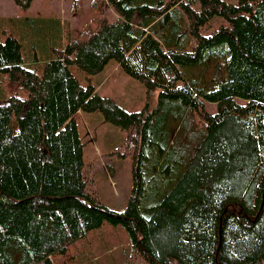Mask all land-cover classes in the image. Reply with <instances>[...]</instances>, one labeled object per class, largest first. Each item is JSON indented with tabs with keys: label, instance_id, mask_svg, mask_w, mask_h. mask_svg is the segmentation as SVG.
I'll return each mask as SVG.
<instances>
[{
	"label": "trees",
	"instance_id": "trees-1",
	"mask_svg": "<svg viewBox=\"0 0 264 264\" xmlns=\"http://www.w3.org/2000/svg\"><path fill=\"white\" fill-rule=\"evenodd\" d=\"M86 9L80 32L55 25L53 45L33 20L17 30L29 47L15 33L0 40V225L25 218L30 233L0 236V264H55L105 224L123 227L149 264H264V0H91ZM71 10L86 18L80 0ZM213 16L226 23L202 35ZM111 60L144 86L143 110L126 111L70 71L95 75ZM77 112H100L124 132L122 210L87 191Z\"/></svg>",
	"mask_w": 264,
	"mask_h": 264
},
{
	"label": "rangeland",
	"instance_id": "rangeland-1",
	"mask_svg": "<svg viewBox=\"0 0 264 264\" xmlns=\"http://www.w3.org/2000/svg\"><path fill=\"white\" fill-rule=\"evenodd\" d=\"M14 1L17 2V6ZM14 1L10 0L11 6H7V3L0 1V16L12 14L8 17V20L0 19V40H3L6 35L15 33L18 38H21L24 45L29 47L31 42L25 38L22 31H20L21 35L18 32V28L20 30L24 29L25 25L23 23L25 20L34 21L35 36L40 37V33L47 30V34L44 36L48 41L47 46L49 44L53 45L52 39H56L53 34L55 25L60 24L63 32H80L85 19L88 17L86 8L91 0H80L84 9L83 15L86 17L83 19L72 12L73 0ZM223 1L229 4H237V0ZM18 12L20 13L19 16H17ZM16 13L18 14L16 15ZM106 13L111 19L116 16L110 7L106 8ZM224 23L226 21L223 18L213 16L201 28L200 32L202 35H208ZM32 38L34 43L35 38ZM35 40L39 42L40 46V40ZM36 52L38 60L41 62L45 57V53L39 52V50L34 51V53ZM183 69L186 74L192 71L195 74L199 73L197 69ZM70 71L80 85L85 87L87 84H91L99 95L111 98L128 112H139L145 108L148 102V94L142 83L126 75L113 60L109 61L104 69L95 75L88 76L75 66H71ZM211 75L210 72L209 75H205V78H210ZM156 99L157 92L151 94L149 109L154 107ZM205 107L210 113L216 111L214 104L205 103ZM75 120L84 143V174L88 181L87 191L92 194L97 190L99 197H101V203L107 208L112 210L123 209L127 204L131 189L130 161L128 158L119 157L118 155L124 144L125 135L123 130L107 122L100 112H77ZM113 160H117L115 168H112V164L109 165V162H113ZM109 170H112V172ZM101 171H107V174L113 176V178L105 179ZM2 224H4L5 230L2 229L4 226L0 225V236L4 232H18L30 238L25 218ZM51 253L52 251L48 252L47 256H50ZM54 262L55 264H149L134 252L125 229L121 226L109 224L90 231L84 239L71 246L65 255L57 256Z\"/></svg>",
	"mask_w": 264,
	"mask_h": 264
},
{
	"label": "crops",
	"instance_id": "crops-1",
	"mask_svg": "<svg viewBox=\"0 0 264 264\" xmlns=\"http://www.w3.org/2000/svg\"><path fill=\"white\" fill-rule=\"evenodd\" d=\"M0 1H2V2H4V3H7V6H11V2H10V0H0ZM12 1H14V0H12ZM9 4V5H8ZM14 4L17 6V2L16 1H14ZM19 13V12H18ZM18 13H16V15L18 14ZM12 14H7V15H5V16H0V19H4V20H8L9 18L8 17H10ZM20 15V13L17 15V16H19ZM13 18V17H12ZM11 18V19H12ZM64 22V21H63ZM24 23H26V20L24 21ZM23 23V24H24ZM94 163H96V162H94ZM117 163V160H113V162H109V165L110 164H112V168H115V164ZM92 165H94L93 163H92ZM110 172H112V170H109ZM102 172V174L104 175V177H105V179H112L113 178V176H110L109 174H107V171L106 172H104V171H101ZM114 172V171H113ZM108 177V178H107ZM92 196H94V198L96 199V200H98L99 202H101V200H100V198L101 197H99V195H98V193H97V190H95V193H92L91 194ZM118 207H120L119 205H118ZM122 210V209H121ZM104 226V225H103Z\"/></svg>",
	"mask_w": 264,
	"mask_h": 264
}]
</instances>
